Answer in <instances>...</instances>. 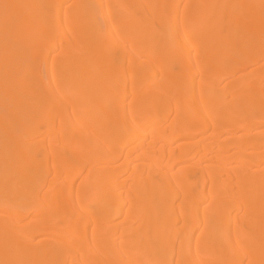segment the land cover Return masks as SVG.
Wrapping results in <instances>:
<instances>
[{
  "label": "bare ground",
  "instance_id": "1",
  "mask_svg": "<svg viewBox=\"0 0 264 264\" xmlns=\"http://www.w3.org/2000/svg\"><path fill=\"white\" fill-rule=\"evenodd\" d=\"M0 153V264H264V0H0Z\"/></svg>",
  "mask_w": 264,
  "mask_h": 264
},
{
  "label": "rangeland",
  "instance_id": "2",
  "mask_svg": "<svg viewBox=\"0 0 264 264\" xmlns=\"http://www.w3.org/2000/svg\"><path fill=\"white\" fill-rule=\"evenodd\" d=\"M49 45H50V44H49ZM49 45H48L47 47H49ZM125 60H126V59H125ZM127 60H128V59H127ZM193 61H194V60H193ZM194 62H195V61H194ZM194 62H193V63H194ZM126 63H128V61H126ZM78 72H79V71H78ZM43 73H44L43 76H44V78H45V81L48 80V78H47V76H48V75H47V74H48L47 71L44 70ZM129 78H130V77H128L127 79L129 80ZM3 149H4V148H3ZM5 149H6V148H5ZM5 149H4V151H5ZM16 150H17V147H16V146H15V147H14V146H11L9 149L7 148L5 152H3V151H1V152H2L4 155H9V153H10V155L12 154V156H13V154L16 152ZM17 152H19V151L17 150ZM17 152H16V153H17ZM16 153H15V154H16ZM0 155H1V153H0ZM10 155L8 156V158L11 157ZM3 157H4V156L2 155L1 158H3ZM5 158H6V156H5ZM73 158L75 159V157H73ZM74 159H73V160H74ZM22 163L25 165L24 162H22ZM23 164L20 163V165H21L22 167L19 165V166H18V167H19V170H20L21 168H22V170L24 169V167H23L24 165H23ZM7 165H8V164H7ZM25 166H26V165H25ZM6 168H8V167H6ZM7 170H8V169H7ZM8 171H10V169H9ZM8 171H5V167H4V168H3V167H0V174H1V176H3L2 174H4V176H6V175L8 174ZM20 171H21V170H20ZM6 172H7V174H5ZM17 173H18V171H17ZM13 179H14V177H13ZM15 180L19 181V180H18V177H15L14 181H15ZM20 180H21V178H20ZM17 181H16V182H17ZM18 183H19V182H18ZM78 183H79V181H78L76 184L78 185ZM77 185H76V186H77ZM76 186H75V187H76ZM45 189H47V187H43L41 192L45 191ZM0 199H1V197H0ZM4 200L6 201V198H5ZM1 201L3 202L2 199L0 200V202H1Z\"/></svg>",
  "mask_w": 264,
  "mask_h": 264
}]
</instances>
